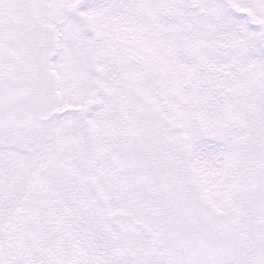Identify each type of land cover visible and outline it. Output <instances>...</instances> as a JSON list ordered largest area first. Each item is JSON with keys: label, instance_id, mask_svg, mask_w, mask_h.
<instances>
[{"label": "snow or ice", "instance_id": "obj_1", "mask_svg": "<svg viewBox=\"0 0 264 264\" xmlns=\"http://www.w3.org/2000/svg\"><path fill=\"white\" fill-rule=\"evenodd\" d=\"M0 264H264V0H0Z\"/></svg>", "mask_w": 264, "mask_h": 264}]
</instances>
